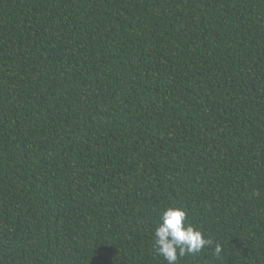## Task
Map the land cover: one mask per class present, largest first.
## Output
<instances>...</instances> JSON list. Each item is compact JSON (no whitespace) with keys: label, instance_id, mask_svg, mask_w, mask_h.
<instances>
[{"label":"trees","instance_id":"trees-1","mask_svg":"<svg viewBox=\"0 0 264 264\" xmlns=\"http://www.w3.org/2000/svg\"><path fill=\"white\" fill-rule=\"evenodd\" d=\"M170 205L264 264V0H0V264H167Z\"/></svg>","mask_w":264,"mask_h":264},{"label":"clouds","instance_id":"clouds-1","mask_svg":"<svg viewBox=\"0 0 264 264\" xmlns=\"http://www.w3.org/2000/svg\"><path fill=\"white\" fill-rule=\"evenodd\" d=\"M154 236V247L167 264H177L179 257L199 253L206 246L214 247L217 260L225 253L223 243L214 242L188 222L187 211L181 206L170 205L163 210Z\"/></svg>","mask_w":264,"mask_h":264}]
</instances>
